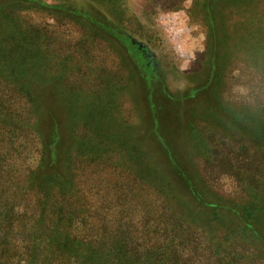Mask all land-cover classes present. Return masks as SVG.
I'll return each instance as SVG.
<instances>
[{"label":"rangeland","instance_id":"1","mask_svg":"<svg viewBox=\"0 0 264 264\" xmlns=\"http://www.w3.org/2000/svg\"><path fill=\"white\" fill-rule=\"evenodd\" d=\"M234 1L0 0L7 121L26 122V106H40L59 157L76 156L80 141L102 142L85 145L74 167L87 220L95 228L124 212L132 234L152 241L157 215L146 222L139 203L156 212L161 190L167 214L183 223L186 264H264V169L247 177L263 147L246 130L250 114L264 118L262 69L246 71L236 47L243 35H264V0H244L236 13L226 9ZM189 185L218 211L194 202ZM254 199L259 240L228 211Z\"/></svg>","mask_w":264,"mask_h":264},{"label":"trees","instance_id":"2","mask_svg":"<svg viewBox=\"0 0 264 264\" xmlns=\"http://www.w3.org/2000/svg\"><path fill=\"white\" fill-rule=\"evenodd\" d=\"M243 3L244 0L234 1L226 9L229 7V11L242 12ZM260 19L257 20L261 22ZM262 21L264 24V19ZM243 37L246 44L242 42ZM242 38L236 45L237 51L247 54L248 58L245 62L241 61V65L249 73L262 69L257 76L264 88V57L261 63L256 57L258 43L264 46V35L257 39L256 32H251ZM120 40L126 47L132 48L128 41ZM4 67L5 63L0 59V71ZM6 86L7 82L3 88ZM6 102L0 96V264H186L182 249L185 243L183 223L175 215L167 214L166 198L161 190L158 192L161 204L156 207V212L152 211L149 203H139L145 208L139 213L140 218L150 222L153 221L152 214L157 215L153 228L158 236L152 241L139 240L132 234L134 221L124 212H120L123 216L111 223L102 221L99 227L93 228L85 217L87 209L78 201L74 167L76 163L85 161L78 159L83 155L85 145L94 144L102 150L104 144L100 141H80L76 156L66 150L64 153L61 151L63 156L60 154L59 157L58 137L43 132L39 120L40 106H26L29 122L17 123L12 118L8 122L7 106H3ZM259 112V115L248 116L251 123L246 130L249 131L248 136L263 147L259 152L262 161L257 168L255 157L250 159L248 178H253L255 169H264V118ZM242 115L243 110L240 109L235 113V119L238 121ZM255 117L260 120H255ZM236 128L243 129L241 125ZM52 132H57L53 126ZM31 153L34 159L30 165L19 162L20 167H16L17 157L25 162ZM6 162L9 171L5 169ZM250 192L249 188L246 194L252 196ZM189 193L194 202L214 210L213 213L220 208L213 203L207 204L190 185ZM255 200L251 203L249 200L246 205L232 206L228 211L240 222L243 234L252 238L256 236L259 240L255 220L260 201ZM134 207H137L136 202L132 210ZM225 264H231V261Z\"/></svg>","mask_w":264,"mask_h":264}]
</instances>
